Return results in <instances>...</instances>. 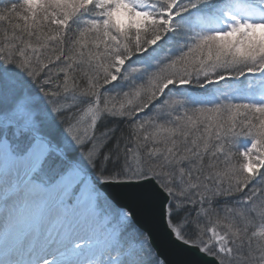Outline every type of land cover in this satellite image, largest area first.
Instances as JSON below:
<instances>
[{
  "label": "snow or ice",
  "instance_id": "6c2138e0",
  "mask_svg": "<svg viewBox=\"0 0 264 264\" xmlns=\"http://www.w3.org/2000/svg\"><path fill=\"white\" fill-rule=\"evenodd\" d=\"M0 264H264V0H0Z\"/></svg>",
  "mask_w": 264,
  "mask_h": 264
},
{
  "label": "water",
  "instance_id": "95a60500",
  "mask_svg": "<svg viewBox=\"0 0 264 264\" xmlns=\"http://www.w3.org/2000/svg\"><path fill=\"white\" fill-rule=\"evenodd\" d=\"M133 210L136 211L137 209L134 207ZM140 219L141 220L144 219L143 215L140 216ZM161 255L164 256L165 258L168 257V253L163 248L161 249Z\"/></svg>",
  "mask_w": 264,
  "mask_h": 264
}]
</instances>
